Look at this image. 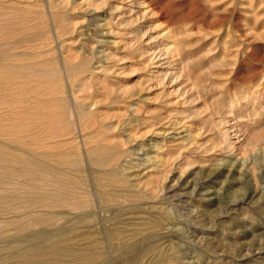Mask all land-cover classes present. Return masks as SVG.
<instances>
[{"label": "rangeland", "instance_id": "obj_1", "mask_svg": "<svg viewBox=\"0 0 264 264\" xmlns=\"http://www.w3.org/2000/svg\"><path fill=\"white\" fill-rule=\"evenodd\" d=\"M0 15V103L21 84L27 108L9 123L0 108V143L82 195L52 235L92 228L100 264H264V0H0ZM25 189H0V264L42 242L43 226L18 232L43 212Z\"/></svg>", "mask_w": 264, "mask_h": 264}, {"label": "bare ground", "instance_id": "obj_2", "mask_svg": "<svg viewBox=\"0 0 264 264\" xmlns=\"http://www.w3.org/2000/svg\"><path fill=\"white\" fill-rule=\"evenodd\" d=\"M143 4L149 5L146 2ZM6 18L0 15L2 21L6 22ZM21 88V84H4L3 90L9 99L5 100V102L3 101L4 103H0L1 109L8 110V113L1 118L3 122H12L14 118L22 121L27 118V108H21L19 111H15L17 104L13 100L14 97L11 96L13 94L11 93L12 90H16L17 94L15 95L21 96L20 98L25 97L26 95L23 94ZM9 130H5L6 136L13 137L14 134H10ZM11 143H14V141H11ZM9 147L3 146L0 143V189H3L6 184L10 185L11 182H22L26 187L24 195L27 199L26 205H28V213L43 211L35 219L29 221L22 219V222L20 221V224L18 223L19 235L22 236V234L24 235L26 233L28 228L27 224H38L44 227L41 233L42 242L33 244L29 248L19 249L22 253L15 255L13 258L17 261L16 264H100L106 255L100 253L102 243L94 235L92 228L79 225L71 230L64 228V230L56 231L53 235L50 233L51 231H48L50 227L52 228L54 226V221L57 219V214L53 212L54 210L66 206L80 207L82 205L83 202L80 201L82 195L75 190L76 186L69 179L65 178L62 169L40 166L36 161L24 159L25 157H17L11 151L20 150V148L18 146L14 148ZM1 193L0 205L1 207H5L9 204V199H11L9 197L11 196H7L6 193ZM25 214H27V211ZM86 220V215L79 217V220L77 218L78 224H83ZM10 224L13 226L14 222H10ZM85 248L86 250L88 248L92 250V253L90 255L85 254ZM27 251L30 252L27 254Z\"/></svg>", "mask_w": 264, "mask_h": 264}]
</instances>
